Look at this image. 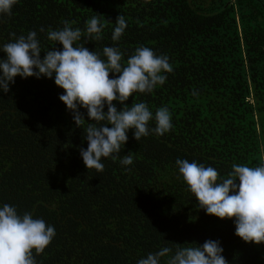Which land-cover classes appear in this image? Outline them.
Returning a JSON list of instances; mask_svg holds the SVG:
<instances>
[{"label":"trees","instance_id":"obj_1","mask_svg":"<svg viewBox=\"0 0 264 264\" xmlns=\"http://www.w3.org/2000/svg\"><path fill=\"white\" fill-rule=\"evenodd\" d=\"M119 15L127 27L113 41ZM93 16L105 25L102 39L82 36L76 44L102 59L105 46L120 49L122 64L141 46L169 57L165 83L125 103L144 102L153 114L167 107L173 127L139 141L129 130L117 158H101L103 172L87 170L86 124L75 125L54 77L17 76L8 93L0 91V207L56 231L42 254L33 253L37 264H137L169 247L166 264L177 244L209 239L220 241L228 264H264V243L244 242L233 220L199 209L175 164L211 166L223 179L233 164L264 162V0H17L11 16H0V49L35 31L43 58L62 49L47 39L49 30L67 20L84 33ZM129 152L133 163L122 165Z\"/></svg>","mask_w":264,"mask_h":264},{"label":"clouds","instance_id":"obj_2","mask_svg":"<svg viewBox=\"0 0 264 264\" xmlns=\"http://www.w3.org/2000/svg\"><path fill=\"white\" fill-rule=\"evenodd\" d=\"M16 3L17 0H0V16H11ZM115 25L111 39L119 41L127 27L125 17L119 15ZM104 27L98 16L86 22L84 33L64 20L62 29L49 30L47 35L48 40L62 45V49L54 46L43 58L35 31L27 36L11 34L14 42L0 49L6 54L0 59V91L8 93L17 76L54 77L55 85L64 90L59 99L72 114L75 125L86 124L83 129L88 147L81 148L80 155L87 170L97 172L104 170L101 158H117L128 141L129 130H133L134 139L139 141L150 132L163 136L173 127L167 107H160L153 114L144 102L131 106L125 103L134 93H152L165 83L167 77L163 73L173 71L169 57L158 56L150 47L141 46L122 64L123 54L118 47L105 46L102 54L106 59H102L100 53L76 44L82 36L89 41L102 39ZM110 74L115 75L110 77ZM114 101L122 105L119 110ZM81 108L86 110L91 122L85 120ZM153 120L155 127L150 129L149 122ZM131 153L124 155L122 165L133 163ZM175 164L178 178H182L186 191L196 198L199 209L221 220H233L235 235L244 242L264 243V162L255 167L233 164L232 171L223 179H218L215 168L195 161L177 159ZM55 235L54 226L47 225L43 219L33 218L27 212L20 215L16 207L4 204L0 207V264H37L33 253L42 254ZM187 245L177 244L166 264H228L218 240ZM170 253L171 248L163 247L137 264H160L161 258L169 257Z\"/></svg>","mask_w":264,"mask_h":264}]
</instances>
